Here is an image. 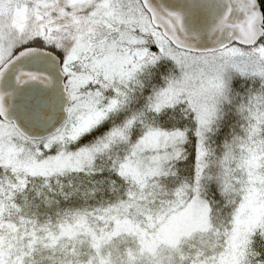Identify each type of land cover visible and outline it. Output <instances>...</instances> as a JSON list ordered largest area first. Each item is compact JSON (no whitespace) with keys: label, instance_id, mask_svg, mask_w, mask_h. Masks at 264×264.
Returning <instances> with one entry per match:
<instances>
[{"label":"snow or ice","instance_id":"1","mask_svg":"<svg viewBox=\"0 0 264 264\" xmlns=\"http://www.w3.org/2000/svg\"><path fill=\"white\" fill-rule=\"evenodd\" d=\"M0 264H264V0H0Z\"/></svg>","mask_w":264,"mask_h":264}]
</instances>
